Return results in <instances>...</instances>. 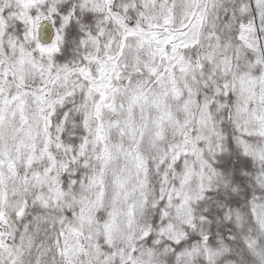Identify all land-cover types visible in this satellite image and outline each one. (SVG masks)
I'll return each mask as SVG.
<instances>
[{
    "label": "snow or ice",
    "instance_id": "obj_1",
    "mask_svg": "<svg viewBox=\"0 0 264 264\" xmlns=\"http://www.w3.org/2000/svg\"><path fill=\"white\" fill-rule=\"evenodd\" d=\"M0 264H264V0H0Z\"/></svg>",
    "mask_w": 264,
    "mask_h": 264
}]
</instances>
